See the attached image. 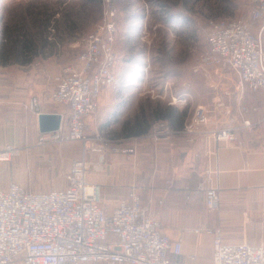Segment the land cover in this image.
<instances>
[{"label": "crops", "instance_id": "0c3cea01", "mask_svg": "<svg viewBox=\"0 0 264 264\" xmlns=\"http://www.w3.org/2000/svg\"><path fill=\"white\" fill-rule=\"evenodd\" d=\"M68 24L53 38L36 36L35 57L39 55V60L6 59L25 58L27 52L3 51L0 149L11 145L18 153L14 161L0 162V188L6 189L12 181L31 191L65 188L73 163L84 157L86 180L100 187L101 203L108 213L135 191L151 205V215L160 221L161 231L182 241L180 253H168L171 264H213L217 230L226 242L264 243V90L246 88L241 94L233 71L217 66L203 70L215 103L221 100L231 105L233 116L252 122L251 128L237 133L236 141L218 143L207 133L218 125L217 108L210 107L213 114L200 134L190 136L183 131L205 90L195 91L193 96L185 84L177 90L170 79L157 81L131 63H122L120 82L103 88L98 111L87 119L88 136L81 148L77 141L40 142V113L61 114V132L68 133L69 109L53 97L66 69L79 65L75 52L78 32ZM79 32L85 36L87 31ZM174 96L187 98V104L170 103ZM33 97L39 101L35 108L30 106ZM158 122H165L171 131L156 140L151 130ZM64 142L71 150L65 152L61 164L56 148ZM33 158L51 164V182L47 181L51 189L38 190L33 182L20 177L18 171L27 162L33 163ZM60 164L66 165L64 171L58 170ZM200 184L218 188V210L207 209L205 193L197 190Z\"/></svg>", "mask_w": 264, "mask_h": 264}, {"label": "built area", "instance_id": "2783aa9c", "mask_svg": "<svg viewBox=\"0 0 264 264\" xmlns=\"http://www.w3.org/2000/svg\"><path fill=\"white\" fill-rule=\"evenodd\" d=\"M105 2L99 24L84 38L79 65L66 69L53 94L59 104L69 109L68 133L61 132V125L56 131L41 132L40 142L86 140L87 117L98 110L103 88L120 82L114 48L117 11L111 0ZM252 2V20L264 22V0ZM263 33L264 23L255 32L243 19L218 18L210 27L209 51L201 57L202 62L234 70L236 90L241 94L246 88L253 92L264 90ZM176 102L187 104V98L172 97L170 103ZM216 102L220 118L208 136L218 143L236 141L237 133L251 128L252 122L236 118L228 105ZM38 104V98L33 97L31 108ZM210 109L198 105L183 131L190 136L200 134L201 127L210 122ZM170 131L165 122H158L151 137L159 140ZM17 153V148L7 145L0 149V161L10 162ZM86 173V161L77 160L66 175L65 188L31 191L14 181L6 189L0 188V264H171L168 253H180L182 241L161 231L160 221L151 215V205L132 191L108 213L101 203L100 187L89 184ZM197 190L205 193L209 211L220 208L217 187L200 184ZM213 264H264V243L226 242L217 230Z\"/></svg>", "mask_w": 264, "mask_h": 264}, {"label": "rangeland", "instance_id": "374dc122", "mask_svg": "<svg viewBox=\"0 0 264 264\" xmlns=\"http://www.w3.org/2000/svg\"><path fill=\"white\" fill-rule=\"evenodd\" d=\"M106 4L105 0L90 2L85 0H0V65L4 61V50L5 52H11V50L16 52L18 48L21 52L27 50L25 58L15 56L6 58L10 60L41 59L39 55L35 56L37 54L36 36L43 35L40 26L42 18L48 21L44 34L50 35L51 38L59 29L67 28L68 21L76 28L77 57L85 47L84 38L99 24ZM111 4L117 11V37L114 43L118 55L117 72L119 73L122 68V63L123 65L131 63L145 76L149 74L157 81L162 78L174 81L177 90L185 84L188 92L193 96L195 91L205 90V96L199 104L212 108L218 107V104L215 105V101L209 95V82L203 70L209 66H217L234 72L220 64L202 62L201 57L209 51L208 33L212 22L221 17L243 19L255 32H259L264 23L263 20H252L251 12L254 8L252 0H111ZM84 28L87 31L85 36L79 32V29ZM26 38L34 40L31 49H25V42L28 41ZM145 68L147 71H143ZM3 73L2 68L0 74ZM229 107L231 108V105ZM224 117L221 116L225 119ZM85 135L87 140V129H85ZM96 137L102 138L99 134H96ZM86 140L72 141L81 143V148L82 142ZM70 146L66 142L63 145H57L61 164L65 161V152L71 150ZM74 148L79 147L75 145ZM36 159L33 158V163L27 162L26 167L18 171L19 175L28 183L33 182L38 190L51 189L50 184L47 183V181L51 182L48 177V173L51 174L53 171L50 169L51 164L45 160L41 163L42 161L38 162ZM78 160L85 159L82 157ZM12 161L14 159L10 162ZM61 164L57 165V168L64 171L63 168L66 165Z\"/></svg>", "mask_w": 264, "mask_h": 264}, {"label": "water", "instance_id": "95a60500", "mask_svg": "<svg viewBox=\"0 0 264 264\" xmlns=\"http://www.w3.org/2000/svg\"><path fill=\"white\" fill-rule=\"evenodd\" d=\"M62 115L59 113H40L39 126L41 132L56 131L60 128Z\"/></svg>", "mask_w": 264, "mask_h": 264}, {"label": "trees", "instance_id": "16d2710c", "mask_svg": "<svg viewBox=\"0 0 264 264\" xmlns=\"http://www.w3.org/2000/svg\"><path fill=\"white\" fill-rule=\"evenodd\" d=\"M85 1H88V2H90V1H95V0H85ZM44 13H46V12H44ZM85 15H87V13H84ZM44 15H46V14H44ZM43 15V16H44ZM35 20H37L36 18H35ZM47 19H44V18H42L41 19V28H42V30H43V34H44V29H45V25L47 24ZM18 32V31H17ZM26 32V31H25ZM20 34H18V36H19ZM16 39V38H15ZM17 40V39H16ZM26 40H28V41H26L25 42V49H31L32 48V45H33V43H34V40L32 41V40H29L28 38H26ZM17 41H19V40H17ZM16 41V42H17ZM18 43V42H17ZM17 50H19V48L17 49ZM25 51H27V50H25Z\"/></svg>", "mask_w": 264, "mask_h": 264}]
</instances>
